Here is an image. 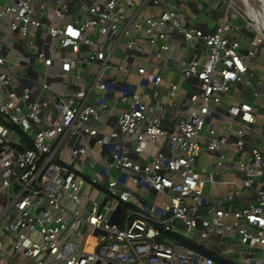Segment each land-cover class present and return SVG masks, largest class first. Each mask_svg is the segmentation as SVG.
Segmentation results:
<instances>
[{
  "label": "built area",
  "instance_id": "built-area-1",
  "mask_svg": "<svg viewBox=\"0 0 264 264\" xmlns=\"http://www.w3.org/2000/svg\"><path fill=\"white\" fill-rule=\"evenodd\" d=\"M36 1L16 0L0 11L11 32L25 38L44 27L57 42L49 55L38 54L45 69L39 85L48 99L34 98L29 87L18 90V77L0 56V264H264V190L252 204L228 210L225 202L205 198L218 173L207 180L196 169L204 155L215 157L218 169L232 163L231 152L239 157L242 186L228 202L264 178V153L247 147L259 102L264 107V75L253 69L264 57V29L232 0H224L227 13L212 34L187 27L173 8L141 22L123 12L121 0H81V16L69 21L72 0L42 3L39 15ZM143 2L160 6L161 0ZM231 10L252 30L249 43L234 36L239 27L228 21ZM94 30L112 40L108 50L96 49ZM167 31L194 53L176 65L198 83L187 97L147 64L131 70L116 63L124 41L127 53L164 59L171 51ZM56 62L63 78L81 65H97L93 82L54 96L48 79ZM111 69L117 71L113 86L126 75L138 77L137 86L118 91L126 108L107 98ZM238 85L251 97L228 104L225 122L237 127L231 141L212 122L225 119L217 107ZM141 87L154 95L152 108ZM165 94L168 103L161 101ZM93 95L106 98L94 105ZM105 115L116 116L110 132L103 129ZM93 144L106 149L107 159L96 150L92 168L98 171L89 177L77 161Z\"/></svg>",
  "mask_w": 264,
  "mask_h": 264
},
{
  "label": "crops",
  "instance_id": "crops-1",
  "mask_svg": "<svg viewBox=\"0 0 264 264\" xmlns=\"http://www.w3.org/2000/svg\"><path fill=\"white\" fill-rule=\"evenodd\" d=\"M102 0H95L100 3ZM124 4L123 12L130 17H136L138 21H145L149 17H158L164 10L168 8L175 9L181 16L184 24L187 27H192L203 31L205 34L214 33L218 26L223 22L227 13V4L224 0H161L160 6H154L152 3H144L143 0H121ZM16 0H0V11L9 5H12ZM42 3L51 4V0H37L35 5L37 14L40 13V5ZM102 3V2H101ZM238 8V7H237ZM81 0H72L69 4V10L67 13V19L74 21L81 15ZM239 9V8H238ZM232 11V10H231ZM229 11L228 21L235 27H239V31L234 36L243 37L246 43H249L253 37L252 30L246 25L245 21L238 17L235 13L231 16ZM50 12V11H49ZM10 20H4L0 22V56L7 60V65L13 73L18 77V90L23 87H29L32 90L34 98H46L50 97V93L42 92L39 83L43 80L41 73L45 70L43 63L38 59V54L45 50L49 55L50 50L57 44L56 40H50L47 36L46 28L31 29L27 37H22L19 33H13L9 29ZM168 32V31H167ZM91 37L96 44L98 50H108L110 47V40L108 37H103L97 30L91 33ZM168 42L171 47V51L162 60H156L148 55H133L127 53L124 50L125 41L119 47V56L116 57V63L125 65V67L135 70L137 67H142L147 64L149 71H155L161 74L167 84L175 83L180 86L181 94L187 97L192 90V87H197L198 83L195 80H187L179 73L176 68L177 63L187 60L193 57L194 53L183 50L182 38L177 35L176 32H168ZM206 48L200 44L198 46L199 57L204 60V53ZM86 54L88 49H83ZM117 52V53H118ZM204 52V53H203ZM254 71L259 75H264V57L261 56L258 59V64L253 66ZM97 70V65H81L78 71L69 74L66 78L60 76L59 62H56L49 68L51 77L48 82L51 86V92L56 97H66L76 92L77 90L87 89L94 80V74ZM37 73V74H36ZM117 77V71L111 69L108 71L106 82L109 85V94L107 98L110 103L118 104L119 109L126 108L123 104L119 103V90H127L125 88L135 87L138 84V77L134 74H129L123 77L119 86H113L112 82ZM92 79V80H91ZM141 93L147 98V102L150 108L153 107L154 95L147 87L139 88ZM232 97V98H231ZM231 97L226 100V103L217 107V111L225 119L217 120L213 119L212 125L218 132L225 134L231 141L235 140L233 130H235L236 124L230 127L225 120L228 116V104L239 103L242 100L250 99V91L244 87V85H238L233 88ZM101 95H93L91 102L96 105L102 102ZM166 94L161 101L168 103ZM256 115L258 122L253 127V131L247 136V147L257 148L264 153V107L263 102H259ZM103 129L106 132H110L116 126V116H103ZM204 138H208V133L204 132ZM89 156L84 157L80 161H77L80 167L81 173H86V170L92 172L94 175L97 173V169L92 168L93 158L92 154L97 157L96 150H100L103 153L105 159L107 155H104L106 149H98L94 144ZM150 147V146H149ZM230 147V146H229ZM95 148V150H94ZM96 151V152H95ZM95 152V153H94ZM230 152V150H229ZM233 161L231 164H226L225 167L218 169L216 167V158L213 156L204 155L207 159L204 162L196 163V169L205 179L209 180L210 175L218 173L216 176V184H208L205 188V198L209 204L215 202H225V208L231 209L233 206L243 208L256 201L259 191L264 190V178L257 181L254 184V189L248 192H242L235 196L233 202H228L227 197L235 190L242 186V175L238 172L236 161L238 156L232 152L229 155ZM199 160V159H198Z\"/></svg>",
  "mask_w": 264,
  "mask_h": 264
},
{
  "label": "bare ground",
  "instance_id": "bare-ground-1",
  "mask_svg": "<svg viewBox=\"0 0 264 264\" xmlns=\"http://www.w3.org/2000/svg\"><path fill=\"white\" fill-rule=\"evenodd\" d=\"M247 8L248 16L264 29V0H241ZM253 2L257 6L253 5Z\"/></svg>",
  "mask_w": 264,
  "mask_h": 264
},
{
  "label": "rangeland",
  "instance_id": "rangeland-1",
  "mask_svg": "<svg viewBox=\"0 0 264 264\" xmlns=\"http://www.w3.org/2000/svg\"><path fill=\"white\" fill-rule=\"evenodd\" d=\"M235 4H236V6L240 9V11L243 13V14H245V13H247V8H246V6L243 4V2L241 1V0H232ZM253 5L254 6H257V4L256 3H254L253 2ZM257 8H258V6H257ZM50 11V12H49ZM48 11V14H51L52 13V11L51 10H49ZM234 12L233 11H231L230 12V15L231 16H233L234 14H233ZM44 22H47V20L45 19L44 20ZM264 24V23H263ZM117 56H119V52L116 54ZM37 74V73H36ZM92 80V79H91ZM207 158L206 157H200L199 158V160H198V163H202V162H204L205 160H206ZM84 175H87V176H89V177H94V174L92 173V172H90V171H88V170H86V173H84ZM153 199V198H152ZM99 200H102V197H99ZM239 257V256H238ZM27 264H31V263H27Z\"/></svg>",
  "mask_w": 264,
  "mask_h": 264
},
{
  "label": "trees",
  "instance_id": "trees-1",
  "mask_svg": "<svg viewBox=\"0 0 264 264\" xmlns=\"http://www.w3.org/2000/svg\"><path fill=\"white\" fill-rule=\"evenodd\" d=\"M25 139H26L27 144L30 145V140H29V138H28L27 136H25ZM216 261L219 262V261H220L219 258H216Z\"/></svg>",
  "mask_w": 264,
  "mask_h": 264
}]
</instances>
